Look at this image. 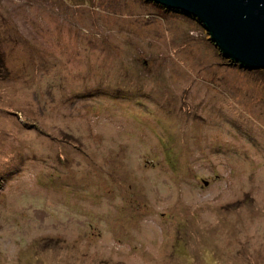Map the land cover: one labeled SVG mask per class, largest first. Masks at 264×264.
Returning a JSON list of instances; mask_svg holds the SVG:
<instances>
[{
	"label": "rangeland",
	"instance_id": "1",
	"mask_svg": "<svg viewBox=\"0 0 264 264\" xmlns=\"http://www.w3.org/2000/svg\"><path fill=\"white\" fill-rule=\"evenodd\" d=\"M227 64L147 0H0V264H264V70Z\"/></svg>",
	"mask_w": 264,
	"mask_h": 264
},
{
	"label": "water",
	"instance_id": "2",
	"mask_svg": "<svg viewBox=\"0 0 264 264\" xmlns=\"http://www.w3.org/2000/svg\"><path fill=\"white\" fill-rule=\"evenodd\" d=\"M147 1L196 19L224 59L264 70V0Z\"/></svg>",
	"mask_w": 264,
	"mask_h": 264
},
{
	"label": "trees",
	"instance_id": "3",
	"mask_svg": "<svg viewBox=\"0 0 264 264\" xmlns=\"http://www.w3.org/2000/svg\"><path fill=\"white\" fill-rule=\"evenodd\" d=\"M161 7V6H160ZM163 8V7H162ZM164 10H168V9H166V8H163ZM168 11H172V10H168ZM173 12H177V11H173ZM177 13H180V12H177ZM180 14H182V13H180ZM185 15V14H184ZM187 16V15H186ZM191 19H193L195 22H197L198 24H199V22L196 20V19H194L193 17H191V16H189ZM209 36V35H208ZM210 37V36H209ZM211 41V40H210ZM212 42V41H211ZM213 43V42H212ZM213 45H214V43H213ZM214 47L218 50V48L214 45ZM218 52H219V50H218ZM220 53V52H219ZM220 55L222 56V54L220 53ZM223 57V56H222ZM226 60V59H225ZM226 61H228V60H226ZM227 65H232V66H238V67H240L238 64H235V63H233V62H231V61H228V64ZM241 69H245V70H248V69H246V68H242V67H240ZM249 71H261V70H249Z\"/></svg>",
	"mask_w": 264,
	"mask_h": 264
}]
</instances>
